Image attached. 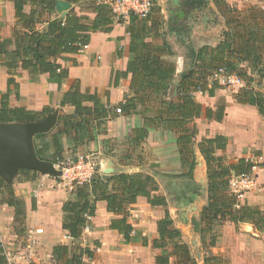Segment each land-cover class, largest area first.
Listing matches in <instances>:
<instances>
[{
  "label": "crops",
  "instance_id": "1",
  "mask_svg": "<svg viewBox=\"0 0 264 264\" xmlns=\"http://www.w3.org/2000/svg\"><path fill=\"white\" fill-rule=\"evenodd\" d=\"M249 1L253 3L249 9L260 8L264 13V0ZM226 2L239 11L249 10L243 9L240 0ZM254 4H261V7ZM157 5L163 19L161 40H158V43H167L169 50L163 58L176 65L175 78L164 95L171 100L175 98L183 74L191 71L201 73L206 70V63L198 58L200 50L204 46H218L232 34L233 30L228 25L226 15L214 0H202V3L200 0H179L176 3L172 0H157ZM83 7L85 1L80 0L77 3H70V7L65 11L56 8L51 14L45 12L43 19L47 21L56 17L65 18L72 10L81 14L82 10H85ZM33 9V4L28 3L24 11L31 13ZM89 15L95 16L93 13ZM46 25V22L38 23L37 28L44 29ZM129 26L130 17L124 22L116 19L111 31L92 33L86 50L65 54L59 58L58 63L68 71V77L61 84L48 73L34 74L29 69L18 67L14 76L18 87L16 85L9 87L10 74L5 62L15 50L14 43L7 45L9 54H0V106L2 95L9 89L11 107H25L36 111L51 107L53 110L50 113L58 112L56 124L50 129L51 133H54L59 127L61 115L75 113L73 105H60L64 92L78 85L82 93L96 94L108 109L107 119L97 126L99 120L90 118L93 126L89 129L93 137L79 145L76 152H73V146L68 144L67 134H64V161L81 153H93L104 177L120 172L148 173L158 183L157 193L167 200L166 206H152L146 197L139 196L137 202L130 205L128 221L134 227L132 233L134 240L131 243H126L117 230L109 227L112 220L120 215L109 212L106 201H99L88 228L84 229L79 240L82 246L89 247L94 254L92 258H84L86 264H156V256L163 250L153 247L152 243L159 237L158 221L167 213L173 219L174 225L181 230L182 240L188 244L190 250V245L202 246V249L210 250L211 254L224 257L228 264H264V229L256 230L251 223L236 225L231 221H222L221 224L217 221L213 231L217 235L216 244L210 246L208 242L210 239L207 237L211 234L207 233L203 242L201 231L196 230L194 226V221L200 220L201 212L208 203L207 165L199 149L200 141L206 137L224 135L228 138L227 147L217 151L218 155H223L227 163L244 158L252 164H257L254 172L256 186L238 199V202L264 211V116L257 106L238 102L236 94H229L223 88H217L213 96L199 90L194 92L196 101L204 107L201 116L194 120L198 129L193 145L196 158L194 180L200 188L189 200L181 202L176 195L174 197L171 183L175 177L187 171L182 165L176 131L167 129L164 125L149 126L147 136L139 144H133L130 142L133 129L145 125L144 116L139 113L144 107L138 106V113L132 114H125L122 110L116 111L117 108L121 109L120 104L125 101L126 95L131 96L130 77L120 79L119 84L114 85L116 71H125L128 62L134 57L129 49L131 41ZM16 27L18 25L14 2L0 0V41L14 39ZM261 52L264 54V49ZM241 65L245 68L246 74L253 79L252 85L264 96L262 88L264 58L257 68L249 61H243ZM86 105L94 104L86 102ZM149 106H154V112L146 111L144 115H156L159 101L156 100ZM208 108L214 111L211 117L206 114ZM219 108L224 109L221 120L216 119L215 112L220 110ZM89 134L84 136L86 140ZM35 142L36 135L34 145ZM114 143L121 146L115 148ZM57 165L55 164L56 167ZM106 170L109 172L106 173ZM18 176L23 175L19 172L11 183L3 178L13 186L15 194L24 200L25 219L18 222L16 209L4 201L0 203V248L5 255L8 252L12 254L15 246L18 250L19 243L27 236L28 238L32 236L39 240L38 245L23 249L22 254L14 256L13 262L12 256L7 257V264H26L24 261L26 256L23 254H27V250L34 261L40 262L41 258L46 257L43 261L45 263L49 257L53 262L52 250L55 245L75 244L72 238L66 236L62 227L63 202L70 191L58 180L59 176L36 170L31 171L29 180L23 176L18 181L16 179ZM168 177L173 179L166 182L165 178ZM184 191L186 196L193 195L188 189ZM38 229L43 231L37 232ZM144 238L147 239V244H144ZM95 241L99 242V245H96ZM168 250L171 251L172 247L169 246ZM205 257L202 258V264ZM169 264H175L173 256L170 257Z\"/></svg>",
  "mask_w": 264,
  "mask_h": 264
},
{
  "label": "trees",
  "instance_id": "2",
  "mask_svg": "<svg viewBox=\"0 0 264 264\" xmlns=\"http://www.w3.org/2000/svg\"><path fill=\"white\" fill-rule=\"evenodd\" d=\"M15 5V17L18 27L14 31V39L0 41V54L8 53L7 45L14 43L15 50L10 59L5 62L10 77L9 87L18 84L14 76L17 68L29 69L34 74L48 73L58 79L61 84L68 77V71L58 63V59L65 54L79 53L81 45L88 44L91 35L97 31H111L117 19L124 22L123 17H116L112 8L100 0L85 1V10L78 13L70 11L65 18L44 20V13H53L56 10L57 0H12ZM77 3L80 0H65ZM150 13L145 18L137 15L130 16L128 32L131 35L130 52L134 57L128 62L125 71H116L114 85L120 79L130 77V95L120 104L125 114L138 113V106L144 107L139 113L143 114L145 125L133 129L130 142L139 144L148 134V127L164 125L167 129L177 133V142L181 152L182 165L187 171L180 176L194 178L196 158L194 141L198 129L194 120L201 116L204 107L196 101L195 91L208 92L210 96L219 88L217 82L210 85L211 75L219 68H225L230 73H236L247 80V86L236 94L240 103L257 106L264 116V96L252 85L253 79L246 74L241 65L243 61L251 62L256 68L263 61L264 49V13L259 8H251L246 12L230 7L226 0H214L216 5L226 15L228 25L233 32L216 47L204 46L198 53V58L206 63V70L201 73L191 71L183 74L177 86L174 99H167L168 92L174 78L176 65L163 58L168 53L166 42L161 40L163 19L157 0ZM202 3V0H200ZM31 3L34 9L26 13V4ZM86 12V13H85ZM89 13L95 14L91 17ZM46 22L44 29L37 28L38 23ZM9 54V53H8ZM207 58L205 59V57ZM211 71V74H207ZM199 73V74H198ZM209 75V79L207 80ZM10 90L2 95L0 106V123L10 122H37L53 109L46 107L42 111L29 110L25 107H11L9 104ZM158 100L159 108L156 115L144 113L154 112V106H149ZM93 102V106L86 105ZM71 104L75 107L74 114H64L59 117V127L56 132L40 133L36 135L35 151L39 159L59 164L64 161V134L68 144L77 147L92 139L90 127L93 126L90 118L98 119L100 126L108 116V109L96 94L82 93L79 86L64 92L61 106ZM216 119L221 120L223 110L219 108ZM208 117L214 114L211 108L206 110ZM79 118V119H78ZM71 133H74L71 135ZM88 133L87 140L84 136ZM228 138L224 135L203 138L199 149L207 165L208 203L204 206L200 220L194 221L195 227L202 225L201 238L210 233L209 244H216L217 235L213 233L217 221H231L236 225L251 223L256 230L264 229V211L248 204H240L237 196L229 189V180L233 174H241L251 169L252 163L244 158L237 162L227 163L218 150L227 147ZM32 170L23 169L20 174L29 180ZM159 186L156 179L143 172L111 173L104 177L97 167V171L90 183L78 185L63 202L62 227L67 237L73 239L74 245L58 244L53 247L52 259L55 264H86L85 257L92 258L93 251L79 243L83 231L90 224V218L96 212L99 201L107 202L109 212L120 217L112 220L110 228L117 230L124 237L126 243L134 238L133 225L128 221L130 205L137 202L139 196H144L152 206L167 205L163 195L158 194ZM0 203L6 202L16 209V220L25 219L24 200L15 194L13 186L0 176ZM159 237L153 241V247L162 248L163 252L156 256V264H169L170 257L175 258V264H198L192 255L190 247L182 240V232L174 225L169 213L158 221ZM144 244L147 239L144 238ZM96 245L99 242L95 241ZM172 250L169 251L168 247ZM7 256L0 248V264H7ZM204 264H228L227 260L219 255L211 254L204 258Z\"/></svg>",
  "mask_w": 264,
  "mask_h": 264
},
{
  "label": "built area",
  "instance_id": "3",
  "mask_svg": "<svg viewBox=\"0 0 264 264\" xmlns=\"http://www.w3.org/2000/svg\"><path fill=\"white\" fill-rule=\"evenodd\" d=\"M108 4L116 17H123L124 19L131 15H137L141 18L147 17L154 4L153 0H100ZM264 9V6H263ZM88 44L81 45L80 52L88 48ZM217 82L219 85H225L227 89L238 94L243 88L247 86V81L244 77L236 73H230L225 68L216 70L210 78V84ZM121 112L120 108L116 109ZM58 169L61 174L59 175L60 182L68 189L73 191L78 185L90 183L93 179L98 162L93 153H81L75 158L67 159L59 163ZM257 164H252L251 169L241 174H233L229 180V189L234 193L238 199L244 197L245 193L254 189L256 186V175L254 174ZM88 228V225L85 227ZM43 229H38L37 232H42ZM36 241L32 239V241ZM33 245V244H31ZM7 257L11 255L10 252L6 253Z\"/></svg>",
  "mask_w": 264,
  "mask_h": 264
},
{
  "label": "water",
  "instance_id": "4",
  "mask_svg": "<svg viewBox=\"0 0 264 264\" xmlns=\"http://www.w3.org/2000/svg\"><path fill=\"white\" fill-rule=\"evenodd\" d=\"M178 2L179 0H172ZM70 3L57 0L56 8L65 11ZM57 111L50 113L37 122H10L0 124V175L11 183L14 177L23 169L40 171L49 175L59 176L57 169L51 161L41 160L37 157L34 145V136L50 131L57 121ZM106 173L109 170L105 171Z\"/></svg>",
  "mask_w": 264,
  "mask_h": 264
},
{
  "label": "rangeland",
  "instance_id": "5",
  "mask_svg": "<svg viewBox=\"0 0 264 264\" xmlns=\"http://www.w3.org/2000/svg\"><path fill=\"white\" fill-rule=\"evenodd\" d=\"M240 2L242 3L241 5H242L243 9H249L253 5V3L250 2L249 0H240ZM240 2H239V4H240ZM254 5H257V6L261 7V4H254ZM211 16H213V15H211ZM209 73L211 74V71L208 72L207 74H209ZM208 79H209V75H208L207 80ZM218 87L219 88H223L229 94H233L234 95V93L230 92L225 85H219ZM262 88H264V82H263V87ZM114 145H115V148H118V147L121 146V144H119V143H114ZM122 153H123V151H122ZM70 158H75V157H70ZM56 168L58 169L59 166H57ZM22 178H23V176H18V178H16V179L19 181ZM57 178L60 181L59 177H57ZM172 179L173 178H170L169 179V177L168 178H165L166 182L171 181ZM171 183L173 185L174 197L176 195L178 197V199L181 200V202H185L186 200H189L191 198V196H194V193H196V192L198 193L199 192V188H200V187H198V184L196 183V181L194 180V178H190V177H187V176H180V175H178L177 177L174 178L173 182L171 181ZM184 189H188L193 195L186 196V194H184V192H185ZM33 194L35 195V192H33ZM182 204H185V203H182ZM194 226H195V224H194ZM201 226L202 225H199L198 224L197 225L198 229ZM195 229L197 230L196 227H195ZM32 239H35L36 241H34V240L32 241ZM207 239H209V237H207ZM38 243H39V240L37 238L32 237V236H29V238H28V236H27L24 241H21L19 243V249L18 250H17V248H18L17 246H15V248L12 249V254L10 255V256H12V262L14 260V256H16L18 254H22L21 252L24 251L23 249L28 248L29 246H32V248H33V247L37 246ZM29 244H33V245H29ZM190 246H191V253L196 258L198 264H202V258H203V256H209V255H211V253L209 252L210 250L202 249V246H199V247L194 246V245H190ZM32 248H30V249H32ZM32 251H34V250H32ZM26 253L28 254V256L25 253L23 254L24 256H26L25 259H24V261L27 262L26 264H55L54 261L52 262L49 257H47L48 259H47V262H45V263H43V261H44V259L46 257L43 258V259L41 258L42 261H40V262L34 261L33 260L34 258L29 256L30 251L28 253V250H27Z\"/></svg>",
  "mask_w": 264,
  "mask_h": 264
}]
</instances>
